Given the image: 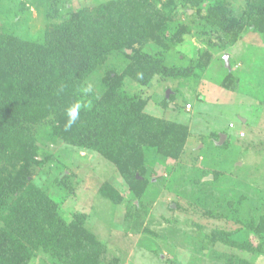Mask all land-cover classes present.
Instances as JSON below:
<instances>
[{
	"label": "trees",
	"instance_id": "1",
	"mask_svg": "<svg viewBox=\"0 0 264 264\" xmlns=\"http://www.w3.org/2000/svg\"><path fill=\"white\" fill-rule=\"evenodd\" d=\"M45 1L47 22L38 37L0 30V264H28L37 252L52 264H118V256H106L107 247L87 227L85 214L64 217L57 201L33 182V167L47 158L36 130L45 127L53 139L99 153L114 165L129 196L140 200L154 184L145 150L163 160L179 159L188 127L148 113L147 98L126 91L125 80L148 86L156 75L192 76L208 63V50L200 52L194 46L195 54L185 66L168 65L162 57L190 33L182 15L191 18L195 35L208 48L222 49L244 29L264 33V0H242L237 9L231 0H105L94 7L69 9L58 19L61 0ZM202 4L205 13L200 11ZM189 9L194 12L189 14ZM148 41L161 51L145 52ZM112 53L126 59L120 72L108 69L102 91H88L86 80ZM228 77L224 86L235 88L231 82L236 78ZM171 100L165 98L164 104ZM76 109L79 118L69 128V112ZM99 192L112 203L123 200L110 184L103 183ZM247 228L256 235L257 245L248 238L236 241L233 232L215 228L211 240L264 254V203ZM216 257L226 264H253L221 253Z\"/></svg>",
	"mask_w": 264,
	"mask_h": 264
},
{
	"label": "rangeland",
	"instance_id": "2",
	"mask_svg": "<svg viewBox=\"0 0 264 264\" xmlns=\"http://www.w3.org/2000/svg\"><path fill=\"white\" fill-rule=\"evenodd\" d=\"M102 1L61 0L57 19L64 18L69 9L94 7ZM45 2L0 0V30L38 37L47 22ZM231 3L237 9L242 0ZM201 7L205 13L206 5ZM181 20L190 33L162 53L164 62L185 66L196 47L200 52L208 50V63L192 76L163 79L156 75L148 86L129 79L124 85L126 91L147 98L148 113L188 127L179 159L163 160L153 150H145L154 181L146 196L140 200L129 196L110 161L95 151L49 137L45 127L37 129L35 136L47 158L33 167L32 180L57 201L64 217L85 214L87 227L106 245V256H118V264H226L216 257L218 253L264 264L263 253L211 240L215 228L233 232L231 238L236 241L248 238L257 245L247 223L262 211L264 203V33L244 29L232 45L208 48L195 35L197 26L191 18L184 14ZM143 50L152 54L161 51L152 41ZM125 61L124 56L112 53L88 77L87 88L99 94L105 72L111 68L120 72ZM229 74L236 78L231 82L236 85L233 89L224 86ZM169 96L172 100L164 104ZM229 123L235 127L229 128ZM239 130L244 136L238 135ZM214 133L227 137L220 142ZM226 139L227 146H223ZM103 183L117 189L123 200L115 204L103 197L99 192ZM208 211L226 217H211ZM28 264L52 261L37 252Z\"/></svg>",
	"mask_w": 264,
	"mask_h": 264
},
{
	"label": "clouds",
	"instance_id": "3",
	"mask_svg": "<svg viewBox=\"0 0 264 264\" xmlns=\"http://www.w3.org/2000/svg\"><path fill=\"white\" fill-rule=\"evenodd\" d=\"M88 91H91L90 87H89ZM78 118H79V110L78 109L69 112V122L67 124V127L70 128L72 126V124L76 123Z\"/></svg>",
	"mask_w": 264,
	"mask_h": 264
},
{
	"label": "water",
	"instance_id": "4",
	"mask_svg": "<svg viewBox=\"0 0 264 264\" xmlns=\"http://www.w3.org/2000/svg\"><path fill=\"white\" fill-rule=\"evenodd\" d=\"M130 52V50H128ZM225 64L227 65V54L224 55ZM225 134H221L219 137L220 142L225 138Z\"/></svg>",
	"mask_w": 264,
	"mask_h": 264
},
{
	"label": "built area",
	"instance_id": "5",
	"mask_svg": "<svg viewBox=\"0 0 264 264\" xmlns=\"http://www.w3.org/2000/svg\"><path fill=\"white\" fill-rule=\"evenodd\" d=\"M189 108H190V104H187L186 105V109L189 110ZM230 127H233V124L232 123L230 124ZM239 136H244V133L242 131H240L239 132Z\"/></svg>",
	"mask_w": 264,
	"mask_h": 264
},
{
	"label": "crops",
	"instance_id": "6",
	"mask_svg": "<svg viewBox=\"0 0 264 264\" xmlns=\"http://www.w3.org/2000/svg\"><path fill=\"white\" fill-rule=\"evenodd\" d=\"M243 120V122H245V119H242Z\"/></svg>",
	"mask_w": 264,
	"mask_h": 264
}]
</instances>
